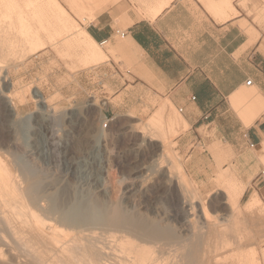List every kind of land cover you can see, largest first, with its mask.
<instances>
[{"label":"rangeland","instance_id":"obj_1","mask_svg":"<svg viewBox=\"0 0 264 264\" xmlns=\"http://www.w3.org/2000/svg\"><path fill=\"white\" fill-rule=\"evenodd\" d=\"M55 1L62 7V12L69 17L71 24L81 28L87 25L82 19L94 18L101 11L100 7L95 8V0H80L81 8L79 9L70 8L65 0ZM72 1L76 2L77 0ZM100 1L103 3L104 9L111 4V0ZM17 3H22V1L19 0ZM56 8L52 5L53 13H56ZM1 15L0 43L4 44L7 40L5 39L6 35L11 32L9 28L17 24L8 20V16H10L8 13H1ZM31 24L34 25V23ZM116 28L121 33L123 32L122 27L117 26ZM74 31H70L64 38L52 41L57 44L49 45L45 51L34 55L30 53L25 57L20 51L23 49L22 44L14 46L17 48L15 57L11 54L7 55L6 59V55H4L6 46H0L2 54H0V152L5 156L9 155L11 160H18L15 161L17 164L22 161L23 163L20 164H27L28 167H31L30 169H36L35 171L40 169L38 172L43 175L41 185L44 184L42 187L44 190L47 189L48 195L63 194L64 192L66 196L71 197L67 196L69 202L74 201L75 197H84L87 202H85L86 200L82 202L88 203L89 201V204H92V209H95L96 214H99L97 216L99 219L127 216L129 219L146 225H155L157 228L171 231L176 228L171 224L162 223L163 221L155 216L143 214L139 207L141 203L147 201L146 203L149 202V205L154 203L153 206L161 213L168 211L171 199L169 197L174 193L170 191L168 195H164L163 188L158 190L154 186V191L144 195L145 190H149L155 184V179L151 178L153 174L151 171H154L156 161L162 165L163 170L171 172L173 177L180 170L187 177L196 193H194L196 210L192 219L196 226L195 230L197 229L198 241H196L197 248H195L196 260L193 264H232L234 262V264H238V262L236 263L237 256L246 257V261L241 258V264H250L251 252L254 256V264H264L262 227L256 223L257 219L264 214V211L261 210V203L246 208V204L244 205L239 199L238 208L234 210L228 202L227 182L219 178L220 173L223 172L221 168L211 180L213 188L210 190H206L204 186L194 182L184 172L183 158L178 151L176 139L179 135L184 134L188 127L172 125V123H176V119L181 117L176 110L173 111V116L168 115L170 112L165 110L158 111L161 102L158 109L152 112L143 110L139 114L132 111H113L111 113L112 108L116 107V101L112 100L114 87L124 81L132 82L128 72L133 73V60L136 55L134 52L123 50L121 45L124 40L121 36L115 35L116 48H111L109 45L102 46L100 48L105 57L85 63L80 55L82 53L75 50L73 41H70L73 40ZM12 41L18 44L22 40L17 38ZM68 42L72 47L65 49L66 54H62L65 58L61 57V54L59 56L55 48L61 44H68ZM17 57L18 59H15ZM23 57L24 59H22ZM34 91H39L49 106L56 111L55 121L49 126L51 130L43 131L46 141L55 146L48 148L49 153L53 154L50 159L54 160L49 159L46 163L38 161L37 156L33 153L36 131L46 121L44 112L42 113L40 110L39 101L32 94ZM16 93H23L25 101L18 106V115L13 117L9 113L5 97ZM13 103L16 104V101ZM76 113L78 117L73 115ZM106 113L110 114L107 120ZM156 118L159 121L158 125L152 127L150 125L152 119ZM106 121L108 124L104 128L103 125ZM143 132L147 139L151 137L154 141L143 142L141 137ZM51 136L52 138H50ZM8 145L10 146L8 147ZM159 146L165 147L164 153L161 152ZM30 151L35 156L29 157ZM224 163L226 160L222 161V164ZM177 164L180 168H177ZM261 164L264 166V160ZM139 165L146 169L144 170V172L146 171L145 175L142 173L140 178L133 179L132 170H135ZM78 169H89L91 172L87 170V173H84ZM96 169L99 172H96ZM146 174L147 177H145ZM228 175L234 177L230 172ZM95 178L99 179V184L96 183ZM234 180L238 181L235 177ZM128 190L131 192L127 196L125 193ZM201 207H204L208 213L206 222L201 218Z\"/></svg>","mask_w":264,"mask_h":264},{"label":"crops","instance_id":"obj_2","mask_svg":"<svg viewBox=\"0 0 264 264\" xmlns=\"http://www.w3.org/2000/svg\"><path fill=\"white\" fill-rule=\"evenodd\" d=\"M13 1L21 17L40 15L54 29L55 0H39L38 13V0ZM65 2L81 8L80 0ZM94 3L101 11L82 19L84 28L76 27L97 45L100 59L105 57L100 47H117L118 33L121 48L136 55L133 73L128 72L132 82L114 87L111 113L152 112L161 102L158 111L168 115L182 110L178 119L188 128L176 143L184 172L210 190L219 168L229 170L246 185L240 201L245 205L256 194L264 211V156L259 154L264 144V0H111L105 9L100 0ZM35 16L24 24L26 30L39 29ZM256 223L264 238V214Z\"/></svg>","mask_w":264,"mask_h":264},{"label":"bare ground","instance_id":"obj_3","mask_svg":"<svg viewBox=\"0 0 264 264\" xmlns=\"http://www.w3.org/2000/svg\"><path fill=\"white\" fill-rule=\"evenodd\" d=\"M39 2L40 1L38 0V2L35 4V11L32 9L35 13L39 10V8H41L39 6ZM23 6L21 8H23ZM58 6L59 5L56 4L57 11L56 13L54 12L56 15L52 14V17L54 15L55 23V26L53 25V30H51L50 26L43 24V20H41L42 18L38 14L41 18L40 19L37 17V22L40 24L37 25L39 26V29L31 31V28L29 29V27V30H26L27 27L24 24L28 21L30 22L31 19L33 20L35 15H33L31 19H29L30 17H23L24 15L21 17V15H19L21 14L19 11L20 9L16 7V4L13 0L12 2L10 0H0V14L4 11L10 15L8 16V20L10 22L18 23L17 25H13L9 28L11 32L9 35H6L7 37L5 39L7 40H5L4 44L0 43V46H6L4 47V55H6L5 59L7 55L13 54L11 56H16L14 55L17 53V48L14 47L15 45L22 44L21 46L23 49L20 51L24 57L25 55L28 56L30 53H33V55L35 53L38 54L39 52L47 49L49 45L54 46L57 44L55 42H53V44L52 41L62 37L64 38L66 35L68 36V33L70 31L73 32V30H75L73 35L74 37L73 40L71 39L70 41H73V43L71 42L73 44V48L75 50H79L82 55H84L82 60H84L85 63H89L90 60L93 62L98 58L100 59L102 53L97 45L91 41L89 36L84 31L77 30L76 26L70 25V19L68 16L64 15L62 8ZM26 13L24 12V14ZM17 38L21 39L23 43L20 41V43L17 44V42L12 41L13 39ZM69 43L70 42H68V44L65 43V45L61 44V46L57 45L58 47L56 48L54 47L58 55L61 54L62 57V54H64L66 51L65 49L72 47V45L70 46ZM18 54L17 56H19ZM11 56H9V58ZM24 57L22 59H24ZM15 59H18V57ZM22 94L16 93L12 96L7 95L5 97V103H7L9 113H11V116L13 117L18 115L17 108L18 106L22 105L23 101H25L24 95ZM32 94L39 101V105H41L40 110L42 113L44 112L46 117L44 124H41L40 126L37 124L39 129L36 131V137L34 136L35 141L33 153L37 156L36 158L38 161L46 163L53 155L51 152L49 153L48 148L54 145L51 143L49 144L46 141L44 132L45 129L47 131L51 130L49 126H51L53 121H55L56 111L49 106L48 102L42 97L39 91H34ZM13 101H16V104H14ZM73 115L78 117L77 113ZM176 120V123H172V125L176 127L184 126L183 121L180 119ZM158 122L159 121L157 118L152 119V124L150 125L154 127L158 125ZM141 137L143 142L148 141L151 143L154 141V139L151 137L147 139L144 132L143 134L141 133ZM50 138H52V136ZM9 146L10 145H8V147ZM159 149L161 152H165L164 146H159ZM33 153L30 151L29 157L35 156ZM259 154L260 156H264V144H262L260 147ZM9 157V155L5 156L0 152V264L195 263V248H197L196 241H198L196 236L197 229L195 230L196 226H194L192 219L196 210V206L194 205L196 202L194 198L195 190L193 191L191 183L188 181L187 177L181 173L180 170H177V176L175 175L173 177L171 172L163 170L162 165L156 161L157 163L155 162L156 165L154 171H151V173L154 174H152L151 178L155 179V184L151 186L149 190H145L144 195H148V192L152 191L155 187L158 190L163 188L162 192L164 195H168V193L171 191L174 194H171V197H169L171 199L169 203L170 205L168 206V211H165L166 213L162 211L163 213H161L156 207L153 206V202L152 205H149V202L146 203L147 201H144V203H141L140 201L141 205L139 207L140 212L143 214L155 216L156 218L162 220V223L171 224L174 226V228H176L174 231H171L167 229L165 230L163 228H157L155 225H153L155 227L150 226L149 224L146 225L145 223L139 222L137 220L129 219L127 216L99 219L97 217L99 214H96L97 211L92 209V204H89V201L88 203L82 202L83 200H86L84 197H75L73 198L74 201L69 202L67 201V196L69 195L66 196L64 192L63 194L54 193L48 195L46 193L47 189L44 190L43 188L44 184L41 185L43 181V175L38 172L40 169L38 171H35L36 169H30L31 167H28L27 164H20L22 161L19 163V165L15 163L16 160H11V157ZM50 160L52 161L54 159ZM178 165L179 164H177V168H180ZM87 170L89 169H83L80 172L87 173ZM144 170L146 169L139 165V167L135 168V170H132L131 176L133 179L140 178L142 173L144 174L146 172H144ZM95 171L99 172L97 169ZM229 172L231 171L223 170V172L220 173L219 178L220 180L227 182L228 202H230L231 207L236 210L238 208V201L244 192L245 185L242 182L234 180L233 176L229 177ZM145 177H147V174ZM99 179L95 178V181L98 184ZM130 192V190L126 191L125 195H130ZM85 202H87V200ZM258 203L259 200L257 195L253 194L246 203V208L252 207ZM201 213V218L206 222L208 219V213L204 207H201ZM249 257L250 264H254V256L252 252ZM241 258L244 257L237 256L236 260L238 259V261H236V263L238 262L239 264L242 260ZM244 259L245 261L247 260L246 257Z\"/></svg>","mask_w":264,"mask_h":264},{"label":"built area","instance_id":"obj_4","mask_svg":"<svg viewBox=\"0 0 264 264\" xmlns=\"http://www.w3.org/2000/svg\"><path fill=\"white\" fill-rule=\"evenodd\" d=\"M118 35H120L121 37L123 36L122 34H119V33H118ZM250 84H251L250 81L247 82V86H250ZM181 112H182V110H178V113H181ZM107 124H108V121H106V123L103 125V127L106 128V127H107ZM260 176H261V177L264 176V172H262V173L260 174Z\"/></svg>","mask_w":264,"mask_h":264}]
</instances>
